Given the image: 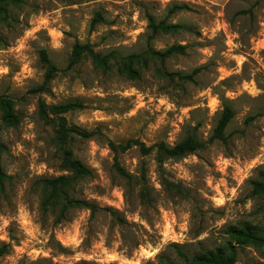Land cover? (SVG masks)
<instances>
[{
  "label": "rangeland",
  "instance_id": "rangeland-1",
  "mask_svg": "<svg viewBox=\"0 0 264 264\" xmlns=\"http://www.w3.org/2000/svg\"><path fill=\"white\" fill-rule=\"evenodd\" d=\"M188 10L167 13L173 5ZM147 16L178 26L148 40ZM94 22L91 29L90 24ZM75 43L107 59L103 71ZM183 46L138 78L118 72L147 48ZM55 68L44 92L46 67ZM82 109L54 116L50 108ZM227 107L223 141L207 143ZM8 118V120H7ZM63 145L89 175L63 171ZM192 136L203 150L157 163L154 150ZM264 169V0H3L0 11V264H184L234 247V264H264V245H238L228 228L264 234V202L249 182ZM65 177L53 193L43 181Z\"/></svg>",
  "mask_w": 264,
  "mask_h": 264
},
{
  "label": "trees",
  "instance_id": "trees-1",
  "mask_svg": "<svg viewBox=\"0 0 264 264\" xmlns=\"http://www.w3.org/2000/svg\"><path fill=\"white\" fill-rule=\"evenodd\" d=\"M186 10H188V8L184 4H176L169 9L167 16ZM0 11H3V0H0ZM146 20L147 30L149 32V41H152L157 34H168L175 32L178 29L177 25L167 24L165 20L155 21L150 16H147ZM93 25L94 22L92 21L90 24L91 29L94 27ZM183 50V46H171L163 52L153 51L151 48H147L143 55H131L124 58L121 67L118 69V72L129 79H136L139 77V68H147V61L162 63L166 58L172 55L183 53ZM40 55V59L46 67V73L44 75L42 84L33 89V91L36 93L44 92L46 85L53 79V75L55 73V68L47 60L45 52L41 51ZM83 55H89L93 57L103 71L108 70L106 64L108 58H98L93 55L92 51L87 46L80 45L78 43H75L72 47L69 66L76 65L81 60ZM82 108L83 106L79 103H66L52 106L50 111L52 115L57 116L71 111L80 110ZM232 117L233 113L227 107H224L221 116L213 130V134L207 143L224 140V131ZM72 133H74V131L67 129L65 121L61 120L59 129L56 131L55 136V145L61 155L60 167L63 171L73 173L78 177H85L89 175L88 169L79 161L73 159L72 153L68 150H65L63 147L65 140L69 134ZM132 146H136L142 156H147L155 150L157 155V163L162 164L165 160H176L196 151L203 150L206 147V143L200 142L192 136H188L185 139L175 143L173 146H168L165 143H159L150 147H146L143 143L136 141H128L123 147L119 145L114 146L112 143L109 144V147L113 152H116L117 150L124 151ZM3 177L4 175L0 169V182L2 181ZM43 183L45 186L51 187V191L55 193L59 186L62 188H67L69 181L65 177H58L54 180L43 181ZM249 186L251 195L253 197L261 198L264 202L263 168L257 169L255 178L250 180ZM226 235L229 236L236 246L249 244L264 245V234H259L255 228L249 225H241L239 228H228ZM5 249L6 246H3V248L0 249V257L5 253ZM178 254L183 259L184 264H234L236 259L234 247L230 244L226 245V252H204L201 255L193 256L191 259H188V257L183 253ZM168 264L173 263L168 262Z\"/></svg>",
  "mask_w": 264,
  "mask_h": 264
},
{
  "label": "crops",
  "instance_id": "crops-1",
  "mask_svg": "<svg viewBox=\"0 0 264 264\" xmlns=\"http://www.w3.org/2000/svg\"><path fill=\"white\" fill-rule=\"evenodd\" d=\"M216 4H221L224 0H208Z\"/></svg>",
  "mask_w": 264,
  "mask_h": 264
}]
</instances>
